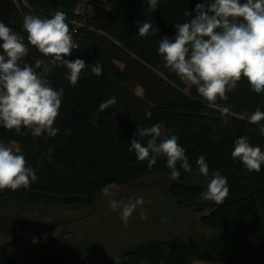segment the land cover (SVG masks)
I'll return each instance as SVG.
<instances>
[{"label":"trees","instance_id":"trees-1","mask_svg":"<svg viewBox=\"0 0 264 264\" xmlns=\"http://www.w3.org/2000/svg\"><path fill=\"white\" fill-rule=\"evenodd\" d=\"M109 2L110 8L97 5V0H0V21L25 37V43L22 18L26 14L51 17L56 11L64 12L74 42L66 59L79 58L89 65L75 86L65 79L63 66L48 74L54 89H64L54 125L60 129L58 135L20 136L0 126V141L18 144L38 177L29 189L0 192V264H80L82 210L96 203L98 190L132 187L158 174L163 180L170 179L166 158H157L149 169L147 160L138 161L129 151L136 128L156 123L162 125L158 142L177 136L192 168L185 172L177 165L181 175L178 180L170 179L168 196L189 213L195 209L199 213L195 221L203 230L196 229L195 237L172 239L167 236L176 234L170 229L165 240L154 244L153 256L145 243L121 251L126 258L119 264H264V165L258 173L248 172L231 157L234 141L241 136L264 151V136L258 126L238 118V114H251L258 107L264 111V93L256 94L241 79L227 101H217L220 107L230 105L236 114L225 124L220 107L204 103L195 86L188 93L181 91L184 81L164 67L157 54L158 42L162 37L172 38L174 25L188 22L195 5L203 0H158L155 11L149 10L148 0ZM144 21L152 24L154 35H138ZM37 59L47 60L29 46L24 62L34 66ZM95 63L102 65V75L91 73ZM129 83H138L143 96L129 92ZM111 97L116 98V104L99 113V126L94 127L93 113ZM145 110L151 111V119L145 117ZM69 129L71 133L65 135ZM138 139L146 144L148 138ZM49 148L54 150L51 161L41 158L49 155ZM200 155L205 157L209 174L220 172L227 177L229 195L221 204L201 199L205 187L183 184L199 174L196 159ZM48 212H77L78 225L75 229L69 226L58 237L38 239V255L27 249L21 257L12 258L11 246L27 237L28 231L19 232L25 218L32 220L33 215ZM84 243H89L87 237ZM100 261L104 262L102 256Z\"/></svg>","mask_w":264,"mask_h":264},{"label":"clouds","instance_id":"clouds-1","mask_svg":"<svg viewBox=\"0 0 264 264\" xmlns=\"http://www.w3.org/2000/svg\"><path fill=\"white\" fill-rule=\"evenodd\" d=\"M158 0H148L150 11H155ZM194 15L188 22L177 23L172 38L162 37L158 42L157 54L162 57L164 67L180 80L195 86L202 101L210 107H220L217 101H227L241 79H245L256 94L264 93V0H203L193 9ZM25 37L0 21V126L17 135L33 137L46 135L55 137L60 129L55 127L59 115L64 89L51 86L47 79L54 67L66 69L65 79L75 86L81 74L89 66L82 59H66L74 49L73 34L66 22V14L56 11L51 17L26 14L22 18ZM152 24L144 21L139 26L138 35L146 38L155 33ZM29 46L34 47L45 59H37L34 66L26 63ZM102 65H91V73L102 75ZM86 75V73H85ZM116 104L111 97L102 102L93 113L92 124L99 126L98 116L109 106ZM223 122L228 123L231 106L220 107ZM145 117L151 119V111L145 110ZM239 119L257 125L259 134L264 136V111L258 107L251 114H238ZM22 128L24 129L22 131ZM162 125L137 127L129 141V151L134 152L138 161L148 162L151 169L157 158H166V166L171 170L170 179L178 180L181 173L192 171L185 150L178 143V137L159 140ZM67 130L65 135H69ZM148 138L146 144L138 138ZM49 148L47 157L51 161ZM231 157L239 160L248 172H260L264 165V151L253 146L247 136L234 141ZM199 174L208 177L209 167L203 155L196 159ZM38 179L36 170L29 165L20 148L0 144V192L29 189ZM227 177L215 172L209 179L201 199L223 203L229 195ZM109 195L108 189L103 190ZM112 211L120 210L121 222L127 225L132 213L144 204L143 197L130 199L128 203L109 200ZM139 218L146 220V212L141 208ZM162 222H164L162 220ZM116 264H119L117 261Z\"/></svg>","mask_w":264,"mask_h":264},{"label":"rangeland","instance_id":"rangeland-1","mask_svg":"<svg viewBox=\"0 0 264 264\" xmlns=\"http://www.w3.org/2000/svg\"><path fill=\"white\" fill-rule=\"evenodd\" d=\"M97 5L110 8L111 2L109 0H97ZM118 66L121 67L120 64ZM192 87L184 81L179 89L184 93H188ZM128 91L139 97L143 96L142 88L138 83H129ZM0 144L12 147L13 149L19 148L18 144L14 142L0 141ZM212 174H209L208 177L197 174L194 178L186 180L183 184L185 186L198 185L206 188ZM161 176L162 174L146 177L132 187H106L109 192L107 196L103 194L105 188L96 192V203L89 209L82 210L83 260L80 264L120 262L126 258V255L121 251L145 243L149 244L151 255L153 256L155 253L154 244L159 240H165L164 235L166 236L170 229L176 234V236L172 237L171 235L167 236L172 239H176L177 237L187 239L189 236L192 237L193 234L195 237L197 230L199 232L203 230L196 223L199 213L195 209H190V212H192L189 213L188 210L176 205L168 196L171 180H163ZM137 197H143L144 204L137 207L127 225H125L119 217L120 210H110L108 201L116 200L128 203L130 199L134 202V198ZM141 208L146 212V220L139 218ZM77 216V212L40 213L39 215H33L32 220L27 216L24 223L19 226L21 234H26V231H28L27 237L11 246L10 252L12 258L17 259L21 257L27 249L36 256L38 239L58 237L62 233L67 232L69 226L75 229L76 224L78 225ZM169 224L170 228L166 229ZM206 234L210 235L209 232ZM84 236L85 238L87 237L88 244L84 243ZM67 237L68 235H66ZM29 238L31 241L27 244ZM100 255L104 259V262L100 261ZM195 264L215 263L206 261L195 262Z\"/></svg>","mask_w":264,"mask_h":264},{"label":"built area","instance_id":"built-area-1","mask_svg":"<svg viewBox=\"0 0 264 264\" xmlns=\"http://www.w3.org/2000/svg\"><path fill=\"white\" fill-rule=\"evenodd\" d=\"M79 7H80V3L78 4V7L76 9V13H79Z\"/></svg>","mask_w":264,"mask_h":264}]
</instances>
